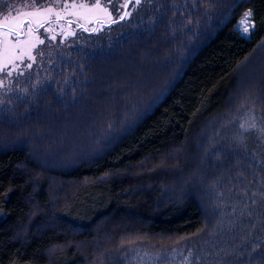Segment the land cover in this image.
<instances>
[{
  "label": "trees",
  "instance_id": "16d2710c",
  "mask_svg": "<svg viewBox=\"0 0 264 264\" xmlns=\"http://www.w3.org/2000/svg\"><path fill=\"white\" fill-rule=\"evenodd\" d=\"M125 3L0 84V264H264V0Z\"/></svg>",
  "mask_w": 264,
  "mask_h": 264
},
{
  "label": "rangeland",
  "instance_id": "374dc122",
  "mask_svg": "<svg viewBox=\"0 0 264 264\" xmlns=\"http://www.w3.org/2000/svg\"><path fill=\"white\" fill-rule=\"evenodd\" d=\"M80 5V4H85L88 7L87 8H80V7H71V5ZM68 5L67 8H65V5L63 4H55V5H48L45 7H29V6H24L21 5L19 8V10L21 11V13H30L31 15H22L20 17L21 20H23L25 22V20H29L25 26L26 28L21 30L22 33H24L23 37H20L21 40H28L29 41V45L32 46H24V45H20L17 46V52H19V48L20 47H24L25 51H30L31 56H33V54L35 53V49L37 48V46L40 44L37 40V38H39V40H42L40 37L37 36V34L35 35L32 32L31 36H28L27 33V28L29 26V24L35 26V27H46L47 29L50 27H53V24L51 23L50 25L48 24V20L54 17H63V16H72L75 19H70L73 22H79L81 24H85V23H92V22H96V19H102V20H110L112 19V17L109 15V10L107 9V12H105L103 10V8H105L102 4H101V8L100 9H94L91 8L90 3L86 2V1H73L70 4H66ZM251 12V20L249 22V24H246L244 26H240V20L244 17V14L246 12ZM239 19L238 23H237V29L240 33H242L243 35L249 37L253 30L255 29V21L253 19V12L251 10H247ZM16 12H12V16H15ZM2 19V18H1ZM37 21L41 22V23H37ZM10 22H11V18H10ZM72 22V23H73ZM99 22V21H98ZM96 24V23H95ZM50 26V27H47ZM244 27H248L249 30L248 32H244L243 28ZM7 26H5L4 28H0V32L2 31H6ZM45 28V29H46ZM34 31V30H33ZM74 35V31L71 30H67L64 33L63 36V40L67 41L70 40L71 37H73ZM13 37V36H11ZM10 37H8L7 39H9ZM13 43L15 42V40H11ZM30 59L28 57V55H23L21 56L19 59H15L11 62H8L6 64L3 65L2 70H0V84H2L5 80L6 77H10L13 76L12 73H14L15 71L19 70L20 67H22L24 65V63ZM172 154V156L168 157V159H170L171 157L175 158L176 155Z\"/></svg>",
  "mask_w": 264,
  "mask_h": 264
},
{
  "label": "snow or ice",
  "instance_id": "6c2138e0",
  "mask_svg": "<svg viewBox=\"0 0 264 264\" xmlns=\"http://www.w3.org/2000/svg\"><path fill=\"white\" fill-rule=\"evenodd\" d=\"M109 2H111V0H109ZM139 2L140 0H136L137 4ZM126 3H127V0H126ZM126 3L125 5H121L120 7H126ZM32 6L34 7V5ZM67 7L68 5H65V8ZM71 7L73 8L80 7L83 9V8H87L88 6L85 4H80V5L73 4L71 5ZM91 8L100 9L101 8L100 0H96V2L91 5ZM103 10L107 12L106 7L103 8ZM15 11H16L15 16H12V11H9L7 15H3L2 19H0V28H4L5 26H7L6 31L0 32V70H2L4 64L11 62L15 59H19L23 55H28L30 59H35V57L31 56L30 51H25L24 47H20L19 52H17V46H20V45L29 46V47L32 46V45H29L28 40L20 39V33L25 23L23 20L20 19V17L22 15H31V14L21 13L19 9H15ZM125 15H127V13H125ZM10 18H11V22H10ZM120 18L123 19V16H121ZM250 20H251V12L249 11V12H246L244 14V17L240 20V26L249 24ZM37 23L39 24L41 22L37 21ZM243 30L244 32H248L249 28L244 27ZM32 32H33V29L31 27V24H29L26 34L28 36H31ZM11 36H15L14 43L10 39H7L8 37H11ZM37 40L41 44L44 43V41L39 40V38H37ZM28 67H31V65L29 64Z\"/></svg>",
  "mask_w": 264,
  "mask_h": 264
},
{
  "label": "water",
  "instance_id": "95a60500",
  "mask_svg": "<svg viewBox=\"0 0 264 264\" xmlns=\"http://www.w3.org/2000/svg\"><path fill=\"white\" fill-rule=\"evenodd\" d=\"M29 20H25V23H24V25H23V29H24V27H25V24L28 22ZM104 23L106 22L105 20H102ZM98 24V21H96V25ZM20 36L21 37H23L24 36V33H21L20 34Z\"/></svg>",
  "mask_w": 264,
  "mask_h": 264
},
{
  "label": "flooded vegetation",
  "instance_id": "af4514ba",
  "mask_svg": "<svg viewBox=\"0 0 264 264\" xmlns=\"http://www.w3.org/2000/svg\"><path fill=\"white\" fill-rule=\"evenodd\" d=\"M31 27H32L33 30H37V29H38L37 27H35V26H33V25H31ZM25 28H26V26L24 27V29H25ZM22 30H23V28H22ZM21 33H22V32H21ZM21 33H20V34H21Z\"/></svg>",
  "mask_w": 264,
  "mask_h": 264
}]
</instances>
